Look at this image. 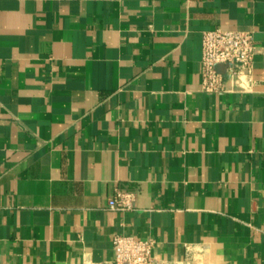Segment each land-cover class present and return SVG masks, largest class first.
Masks as SVG:
<instances>
[{
  "label": "crops",
  "instance_id": "obj_1",
  "mask_svg": "<svg viewBox=\"0 0 264 264\" xmlns=\"http://www.w3.org/2000/svg\"><path fill=\"white\" fill-rule=\"evenodd\" d=\"M212 29L253 34L247 87L202 91ZM116 234L264 264V0H0V264H112Z\"/></svg>",
  "mask_w": 264,
  "mask_h": 264
},
{
  "label": "built area",
  "instance_id": "obj_2",
  "mask_svg": "<svg viewBox=\"0 0 264 264\" xmlns=\"http://www.w3.org/2000/svg\"><path fill=\"white\" fill-rule=\"evenodd\" d=\"M257 48L253 34L247 31L205 30L201 33L200 76L205 93L219 94L243 89L249 85ZM223 68L222 71L217 69ZM136 195L116 190L107 202L112 211H133ZM152 239L139 240L132 236L114 235L112 264H155Z\"/></svg>",
  "mask_w": 264,
  "mask_h": 264
},
{
  "label": "water",
  "instance_id": "obj_3",
  "mask_svg": "<svg viewBox=\"0 0 264 264\" xmlns=\"http://www.w3.org/2000/svg\"><path fill=\"white\" fill-rule=\"evenodd\" d=\"M217 69H218L219 71H222V70H223V68H222L221 66H218Z\"/></svg>",
  "mask_w": 264,
  "mask_h": 264
}]
</instances>
